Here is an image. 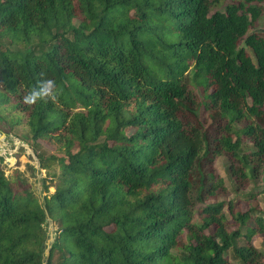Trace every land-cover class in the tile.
I'll use <instances>...</instances> for the list:
<instances>
[{
  "label": "trees",
  "instance_id": "obj_1",
  "mask_svg": "<svg viewBox=\"0 0 264 264\" xmlns=\"http://www.w3.org/2000/svg\"><path fill=\"white\" fill-rule=\"evenodd\" d=\"M262 2L0 0V132L46 171L41 201L0 157V264H264V206L212 167L264 175Z\"/></svg>",
  "mask_w": 264,
  "mask_h": 264
},
{
  "label": "rangeland",
  "instance_id": "obj_2",
  "mask_svg": "<svg viewBox=\"0 0 264 264\" xmlns=\"http://www.w3.org/2000/svg\"><path fill=\"white\" fill-rule=\"evenodd\" d=\"M228 2L230 1H226L223 6ZM259 5L261 7V17L251 27V32L258 31L262 37H264V2L259 3ZM223 6L218 7L217 9L220 8L219 10H222ZM13 131L14 133L10 134L9 136H5L0 132V157L4 159V163L2 165L8 166L5 171L6 175H10L15 169L19 170L26 178V186L30 187V189L35 192L37 196L44 198L46 193L43 191L42 178L45 176L46 171L37 167L36 155H34L27 142L23 140L27 139V128L26 126L16 127ZM19 137H21V141L18 139ZM37 143L39 144V152L51 153L55 149V146L50 142L39 140ZM230 164L231 162L229 157L225 155L214 160V164L212 165L213 169H215V174L225 180V186L227 188L225 190V194H223L220 199L225 203L233 201L235 204H237L238 209H240L242 212L247 211L252 205L258 206L259 204L260 207L264 206V194L262 193V190L264 189V175L251 178L245 187L236 188L226 174V170ZM30 166H36L38 168H36L38 172H33L29 168ZM52 192L53 189L51 188L50 193ZM248 193L255 194L257 199L253 202H249L248 198H245ZM225 210L226 213L229 212L228 204H226ZM47 223V241L49 240L50 243H52L55 238L57 227L50 220H47ZM233 228L235 227L233 226ZM252 243L264 253V243L259 236H254L252 238ZM227 257L229 258L228 255ZM233 262V264H239L237 261L233 260Z\"/></svg>",
  "mask_w": 264,
  "mask_h": 264
},
{
  "label": "clouds",
  "instance_id": "obj_3",
  "mask_svg": "<svg viewBox=\"0 0 264 264\" xmlns=\"http://www.w3.org/2000/svg\"><path fill=\"white\" fill-rule=\"evenodd\" d=\"M54 87L53 81L46 80L42 82V85L39 90H33L25 97V103L34 104L37 99L42 97L49 96Z\"/></svg>",
  "mask_w": 264,
  "mask_h": 264
},
{
  "label": "water",
  "instance_id": "obj_4",
  "mask_svg": "<svg viewBox=\"0 0 264 264\" xmlns=\"http://www.w3.org/2000/svg\"><path fill=\"white\" fill-rule=\"evenodd\" d=\"M36 159H37V157H36ZM8 165H9V163H8ZM37 167L40 169V166H39V163H38V159H37ZM39 198H40L41 201H43V198H41V196H39ZM49 246H50V241L48 240L47 241V247H48V249L46 250V256H47V258H49V256H50V247ZM46 261L47 260L44 261V264H46Z\"/></svg>",
  "mask_w": 264,
  "mask_h": 264
}]
</instances>
